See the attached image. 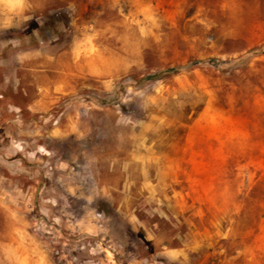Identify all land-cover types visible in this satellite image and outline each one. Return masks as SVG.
Instances as JSON below:
<instances>
[{
  "label": "rangeland",
  "instance_id": "rangeland-1",
  "mask_svg": "<svg viewBox=\"0 0 264 264\" xmlns=\"http://www.w3.org/2000/svg\"><path fill=\"white\" fill-rule=\"evenodd\" d=\"M0 264H264V0H0Z\"/></svg>",
  "mask_w": 264,
  "mask_h": 264
},
{
  "label": "trees",
  "instance_id": "trees-1",
  "mask_svg": "<svg viewBox=\"0 0 264 264\" xmlns=\"http://www.w3.org/2000/svg\"><path fill=\"white\" fill-rule=\"evenodd\" d=\"M169 71H170V72H171V71H174V69L170 68Z\"/></svg>",
  "mask_w": 264,
  "mask_h": 264
}]
</instances>
